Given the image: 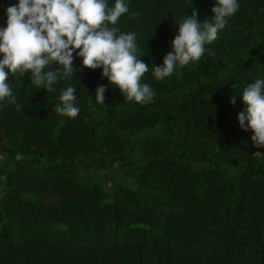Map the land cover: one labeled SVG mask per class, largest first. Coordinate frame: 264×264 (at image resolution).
Listing matches in <instances>:
<instances>
[{"label": "trees", "instance_id": "obj_1", "mask_svg": "<svg viewBox=\"0 0 264 264\" xmlns=\"http://www.w3.org/2000/svg\"><path fill=\"white\" fill-rule=\"evenodd\" d=\"M15 2L0 0V26L6 19L3 9ZM128 7L129 13L137 15L131 19L129 13L121 15L116 27L122 32L136 33L137 55H142L140 59L150 69L140 82L153 90L151 102L139 104L126 99L118 89L108 85L99 69L81 67L75 54L72 65L77 71L73 78L58 80L52 92L37 89L30 83L28 73H12L8 77L20 108L7 100L0 101V135L9 138V146L5 148L8 157L29 159H23L20 166L16 160L14 171L6 167L0 170L11 190L10 209L3 211L6 220H2L0 211V264H264L262 216L244 228L222 214L225 201L236 192L237 183L243 185L239 190L242 199L260 195L258 201L264 204V165L252 163L250 151L258 148L252 146L250 132L242 131L238 125L232 126L230 133L220 132L218 137L225 143L218 146V153L209 150L208 154L185 150L177 153L156 143L146 145L137 156L128 149V136L151 127L159 119L164 107L160 99L154 98L168 93L176 79L175 74L154 79L151 66L159 65L170 51L169 42L179 20L193 9L198 19L208 17L212 0H129ZM255 35L264 40V0H238L236 12L218 32L217 42L206 45L198 60L182 68L181 76L197 82L201 76L214 75L218 69V65L214 66L215 57L244 51ZM50 67L59 66L52 63ZM259 77H264L263 70L234 74L215 87L198 90L185 101V107L200 124L219 120L222 106L242 107L239 97L234 104L229 103L233 93ZM96 82L105 86L104 105L89 97L93 91L89 86ZM69 85L77 92L79 112L75 117L62 116L54 110L60 92ZM109 102L119 103L126 115L116 121L115 132L99 138L93 116L89 119L88 114L94 105L108 110ZM185 119L190 123L189 114ZM193 135L195 139H213L211 132L198 131ZM183 158L189 159L190 164H206L210 170H191L182 162ZM40 159L56 162L48 176L32 175L26 170V163ZM107 163H118L122 173L127 166L138 170L134 183L139 188L166 187L181 209L155 221L145 206L142 214L130 209L128 201L102 206L96 188L71 183L77 164L102 169ZM223 169L234 170V178L228 179ZM158 184L163 185L157 187ZM259 187L261 190L256 192L254 189ZM21 188L31 192L53 191L58 196L56 206L37 209L26 205L19 195ZM138 197L146 202L140 194ZM130 199L132 206H137L134 198ZM42 214L45 219L65 226L60 235L37 233L43 228ZM134 224L148 229L132 228Z\"/></svg>", "mask_w": 264, "mask_h": 264}, {"label": "clouds", "instance_id": "obj_2", "mask_svg": "<svg viewBox=\"0 0 264 264\" xmlns=\"http://www.w3.org/2000/svg\"><path fill=\"white\" fill-rule=\"evenodd\" d=\"M128 4L129 0H16L4 8L6 19L0 26V101L7 100L20 108L7 82L9 75L17 72L28 73L37 89L52 92L58 80L73 78L77 71L72 65L75 54L81 67L99 69L108 85L126 99L139 104L151 102L153 90L140 82L150 69L140 59L142 55H137L136 33L116 27L121 15L129 13ZM237 8L238 0H212L208 17L198 19L195 9L185 14L176 24L170 51L159 65L151 66L153 78L162 80L174 68L198 60ZM136 15L129 13V18ZM52 63L59 67L51 68ZM105 90L100 85L92 93L97 104L104 105ZM76 93L71 85L63 89L55 112L75 117L79 112ZM237 97L242 104L235 117L238 127L251 133L253 147L264 148V77L245 83L229 103L234 104Z\"/></svg>", "mask_w": 264, "mask_h": 264}, {"label": "rangeland", "instance_id": "obj_3", "mask_svg": "<svg viewBox=\"0 0 264 264\" xmlns=\"http://www.w3.org/2000/svg\"><path fill=\"white\" fill-rule=\"evenodd\" d=\"M216 42L217 40L215 39L210 44ZM186 66L187 65H184L174 69L170 75L175 74L176 79L173 82L172 87H170L169 92L158 95L154 98V100L160 99L164 107L159 114V119L156 120L151 127L133 132L130 136H128V149H132L133 156H137L139 150L146 148V145L151 143L167 147L169 150L177 153H180L183 150L186 152H196L197 154H208V150L210 152L218 153V146H223L225 143L223 139L218 137L220 136V132L230 133V128L237 125L235 117L241 108H229L224 105L219 111V120L211 119L208 122L205 120L202 124H200L192 118L194 113L185 107V101L188 100L194 93L198 92V90H203L208 86L215 87L218 83L239 72L246 71L250 73L252 71H264V40L260 39L258 35H255L252 43L245 47L244 51H239L236 54L225 53L215 57L214 66L218 67L215 74L201 76L197 82L193 81L192 78L186 79L181 76L180 72L182 71V68ZM100 85L104 84L96 82L89 86V89L91 91L93 90L89 97L94 98V94L92 93L95 88ZM88 102L92 103L91 101ZM93 108L92 113L88 114V118L90 119L93 116V122L97 126L96 136L99 138H103L109 132H115L116 121L126 115V110L121 108L119 103L112 104V102H109L108 110L106 109L107 107L103 108L98 105H94ZM186 114H189V118L191 117L190 123L185 122ZM162 122H169L170 125ZM198 131L213 133V139L203 138L204 141H201L203 139H195L193 134ZM8 146V136L0 135V170H3L6 167V169L9 168L11 171H14L16 169V166L14 165L16 160L20 161L17 163V165L20 166L23 164L22 160H28L29 157L23 156L18 159L8 157V152L5 151V148H8ZM210 146H212V148ZM250 153L252 155L251 158H253L252 163L264 165V149H254L250 151ZM182 162H185L186 166L197 172L210 170L206 164H190L189 159L183 158ZM26 164V170L30 174L41 177L48 176L51 171L53 172L54 166H56V162L51 163L45 161L44 159H40L37 162H28ZM117 164L118 163H107L102 169H97L95 167L83 168L81 164H77L71 183L79 184L92 189L96 188L99 192L100 203L102 206H110L115 201H128L130 202L129 208L134 210L136 214H142L145 210L144 208L146 207L149 214L155 221L164 220L181 209L180 205L175 203L170 197L166 187L155 190L139 188L134 183L138 170L136 171L132 166H127L123 168L122 173ZM221 171L228 179L234 178V170L223 169ZM237 182H240V180L238 179ZM162 185L158 184L157 187H161ZM242 186L243 185H239L237 183V187L235 189L236 192H234V194L225 201V209L222 214L223 217L228 219L231 223L240 224L244 228H247L249 225L254 224V219L260 215L262 216V220L264 222V204L260 202V199L258 201L260 195H257L249 200L242 199V196L239 194V190ZM9 188L10 185L8 186L6 184L3 174L0 172L1 212L10 209L8 206V198L11 190ZM21 189L22 190L19 195L21 200L24 201L26 205L34 206L37 209H49L56 206L58 196L54 194L53 191L31 192L30 190ZM254 190L259 192L261 188L259 187ZM138 194L146 200L145 203H143L138 197ZM130 197L134 198V202L137 203V206H132L131 202L133 201ZM252 199L254 201H251ZM1 218L2 220H6L7 216L4 215V212ZM41 224L43 225V228L42 230H40L41 228L38 229L37 233L43 236L54 237L56 233L60 235L59 232L65 229L64 225L50 221L47 218L45 219L43 214ZM136 226L140 229H148L147 226L140 224H134L132 225V228H136Z\"/></svg>", "mask_w": 264, "mask_h": 264}]
</instances>
